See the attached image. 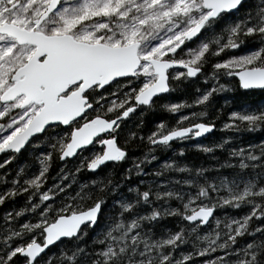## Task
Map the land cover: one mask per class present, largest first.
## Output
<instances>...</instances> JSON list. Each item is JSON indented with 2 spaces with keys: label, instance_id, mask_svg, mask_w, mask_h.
<instances>
[{
  "label": "snow or ice",
  "instance_id": "6c2138e0",
  "mask_svg": "<svg viewBox=\"0 0 264 264\" xmlns=\"http://www.w3.org/2000/svg\"><path fill=\"white\" fill-rule=\"evenodd\" d=\"M198 74L212 86L191 104L161 105L176 120H159L147 137L140 134L152 148L125 179L133 167L143 174L154 148L215 129L207 106L230 88L222 77L264 90V0H0V168L29 145L47 148L36 155L34 172L21 165L0 190V205L26 195L19 209L0 214V264H264V140L229 149L216 167L237 169L231 179L165 161L162 169L195 175L161 180L155 191L133 185L132 198L120 195L107 212V197L98 192L116 193L119 185L94 179L73 189L81 169L127 158V141L119 140L125 120L154 109ZM195 106L203 110L183 111ZM222 128H264V104L229 112ZM232 139L196 148L210 153ZM54 153L65 162L79 157V164L61 168L49 184ZM172 199L180 206L172 207ZM224 207L247 210L221 219L215 211ZM165 216L179 218L176 229L157 235L153 228ZM65 240L70 247L47 254ZM181 247L190 250L178 254Z\"/></svg>",
  "mask_w": 264,
  "mask_h": 264
},
{
  "label": "trees",
  "instance_id": "16d2710c",
  "mask_svg": "<svg viewBox=\"0 0 264 264\" xmlns=\"http://www.w3.org/2000/svg\"><path fill=\"white\" fill-rule=\"evenodd\" d=\"M193 46L192 44L189 45ZM215 60H210L209 63H206L203 67V72L207 74L211 71V64ZM179 70V69H178ZM182 71V70H181ZM221 82L227 83L230 85L229 89H226L223 92L215 93L210 98V103L207 106L209 112V118L216 117L215 119V130L203 137L202 139H188L185 141H176L170 144L168 147H156L150 153L156 158L145 162L142 167L144 169L143 174H138L133 167V174L125 179L126 170L132 167L137 159L143 158L145 153L148 152L152 145L149 144L147 139H141L140 134L142 133L144 137H147L148 134L154 129L155 124L159 120H165L167 122L174 123L176 120V114H171L167 112L164 108L161 107L166 101L177 102L179 100H186L189 104L194 100L198 95L202 94L203 90L212 86L211 81L205 82L202 77L199 76L196 78H190L186 81H181L180 86L171 94L162 96L158 101L154 109L144 111L141 109L131 119L125 120L121 126L119 133V140L123 144L124 141H127L126 147L128 149L127 158L119 161L112 162L102 166L97 171H89L87 169H81V171L76 174V183L73 184V189H75L81 183H87L90 180H111L113 184L119 185L118 191L112 193L110 188L104 192H98V195L107 197V204L104 207V211L107 212L109 208L112 207L113 201L118 199L120 195L127 196L132 198L133 193H129L128 189L133 185H138L141 190L152 187V190H156V185L160 183L161 180H169L171 178H176L177 180L192 178L195 173L188 172H177L175 169H162V164L165 161L172 160L176 162L177 167H182L187 164L191 168L203 167L205 169L204 175L209 179L217 176H227L229 179L232 178L233 174L237 171L232 167H222L217 168V165H221L225 160L229 159V149L238 147L243 144H257L259 141L264 140V128L256 130H245L241 129L239 131H229L222 128L223 123L228 119L229 112L233 110H241L245 106H259L264 104V90H245L241 88L236 79L231 78H221ZM199 89L200 91H197ZM228 101V103H225ZM203 110L199 106L186 108L183 111H199ZM143 112V115H141ZM143 121V123H141ZM130 132L137 133L135 136H129ZM51 135L56 133L50 132ZM226 136H232L233 139L229 141L224 148H214L212 152L206 153L202 150L196 148L197 144L202 145H211L213 143H219ZM35 143V142H33ZM180 148H184V152L179 151ZM46 146L33 147L32 145L27 146L22 150L16 158L11 161L4 168H0V175L5 172L8 173L5 182H0V190H3L9 187V183L12 176L15 175L18 168L23 165L26 174H31L34 172L38 163L36 161V155L39 152L46 151ZM87 154V153H85ZM3 156L0 158L2 159ZM79 164V157L75 159H68L66 162L61 161L58 156L54 153L53 158L49 167V180L48 183L51 184L54 182V178L57 177V174L60 172L61 168L65 170L74 171L75 166ZM11 170V171H9ZM156 172H159L160 175H156ZM245 175L248 173L245 172ZM143 181V183H141ZM201 182H203L201 178ZM170 187L179 188V184H172ZM161 191L167 190L166 187L161 186ZM195 191V188H192ZM223 194V193H222ZM26 202V195L20 194L12 200L6 201L3 205H0V214L10 208L19 209ZM162 203V202H156ZM172 207L180 206V202L172 199L168 202ZM147 207V206H145ZM247 209L241 207L240 209H233L230 207H224L217 209L215 215L223 219L225 214L230 217H236L242 215ZM24 219H27L26 216L21 217V223ZM178 217L174 216H165L163 219L154 226L153 231L160 235L162 229H176ZM103 222V217L101 218ZM264 223V221H259ZM257 221H253V224H256ZM213 225L209 224L207 228L201 227V231H208L212 228ZM93 231L89 230V236L86 238L85 242L91 238ZM251 237H244L243 240L250 239ZM73 242L65 240L62 244H57L52 247L47 254L56 253L59 255L61 248L70 247ZM190 250L186 247H181L178 250L179 252Z\"/></svg>",
  "mask_w": 264,
  "mask_h": 264
},
{
  "label": "water",
  "instance_id": "95a60500",
  "mask_svg": "<svg viewBox=\"0 0 264 264\" xmlns=\"http://www.w3.org/2000/svg\"><path fill=\"white\" fill-rule=\"evenodd\" d=\"M179 70H183V69L180 68ZM245 90H248V89H245ZM254 90H262V89H254ZM214 130H215V129H213L210 133L205 134L204 136L199 137V138H196V139H202L203 137H205V136L211 134ZM23 150H24V149H23ZM1 157H2V154H0V158H1ZM108 163H112V161L106 162L105 164L101 165L97 170H99L102 166H104V165H106V164H108ZM97 170H96V171H97ZM92 172H93V171H92ZM51 248H52V247H51ZM51 248H50V249H51ZM50 249H49V250H50ZM49 250H47V252H48Z\"/></svg>",
  "mask_w": 264,
  "mask_h": 264
}]
</instances>
